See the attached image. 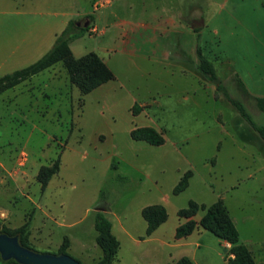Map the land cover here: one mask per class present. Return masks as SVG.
<instances>
[{"label": "rangeland", "instance_id": "374dc122", "mask_svg": "<svg viewBox=\"0 0 264 264\" xmlns=\"http://www.w3.org/2000/svg\"><path fill=\"white\" fill-rule=\"evenodd\" d=\"M196 10L198 36L184 25ZM70 20L89 26L69 41L73 56L94 52L113 78L81 95L58 62L3 93L0 224L26 223L37 252L56 254L66 238L65 254L93 264L101 212L118 241L112 264H167L179 254L177 210L221 198L239 242L264 264V142L222 94L195 90L189 52L199 48L227 94L263 125L264 112L234 79L264 97V0H0V75L38 59ZM136 127L153 128L162 144L133 140ZM58 156V172L41 189L38 169ZM184 172L187 185L173 194ZM151 204L166 219L146 233L140 211ZM196 241L195 264H222L216 236L203 231Z\"/></svg>", "mask_w": 264, "mask_h": 264}, {"label": "trees", "instance_id": "16d2710c", "mask_svg": "<svg viewBox=\"0 0 264 264\" xmlns=\"http://www.w3.org/2000/svg\"><path fill=\"white\" fill-rule=\"evenodd\" d=\"M86 18L89 21L91 20L90 16H86ZM88 27V25L77 26L75 21H68L59 34L56 35L48 51L38 59L22 68L0 75V93L58 62L64 67L69 82L78 89L81 95L111 80L113 78L111 71L97 54L94 52H87L79 57H74L69 48V41L80 36ZM195 53L198 59V70L209 81L215 84L217 92L222 94V96L234 107L240 117L258 133L264 142V124L257 125L254 123L241 102L231 98L227 94L225 87L217 78L211 62L201 54L200 49L197 47ZM234 82L242 94H247V90L239 78H235ZM254 100L257 108L264 112V97H255ZM130 137L133 140L145 141L151 145H160L163 142L162 136L151 127L132 128L130 130ZM58 169L59 156L56 157L50 165L40 166L36 178L40 183L41 189L45 188L50 178L58 172ZM188 177V172L182 174L172 190L173 194L179 193L186 187ZM198 211H202L203 213L198 220H194L193 217ZM140 214L146 223V233L152 232L166 219L165 209L159 204L144 206ZM176 215L180 221L175 229L176 237L185 236L191 233L195 228H201L210 232L218 239L230 244L228 249L229 256L226 258L224 264H257L251 251L243 243L239 242L236 228L221 199H217L208 206L189 200L186 207L177 210ZM93 227L96 231L94 238L95 243L101 250V255L95 264H112L116 260L118 241L111 233V223L109 219L101 212H96L94 215ZM0 233L15 236L20 245L32 249L28 242L29 230L27 229L26 223L12 229L0 224ZM66 247L67 239L63 238L62 243L58 246V253H65ZM262 250L264 253V243L262 245ZM0 264L18 263L12 259H0ZM173 264L193 263L190 258L182 256Z\"/></svg>", "mask_w": 264, "mask_h": 264}, {"label": "crops", "instance_id": "0c3cea01", "mask_svg": "<svg viewBox=\"0 0 264 264\" xmlns=\"http://www.w3.org/2000/svg\"><path fill=\"white\" fill-rule=\"evenodd\" d=\"M191 18L189 19L190 21H185V23H184V25H186V28L187 29H189V30H191L193 33H195L197 36L200 34V32H201V30H202V28H203V26H204V21H203V19L201 18V13L200 12H198L197 10L196 11H192L191 13ZM169 23L170 24H173V21H169ZM165 24H168V22H167V20H164V22H163V26H162V28H161V30L163 31V32H165V30H166V27H165ZM195 49H196V47H193V46H191V48H190V50H189V52H190V54L191 55H196V53H195ZM185 53H187L183 48H182V46H180V49H179V51H178V53L175 55V58L178 60V61H180V62H183V57L184 56H186L185 55ZM197 57V56H196ZM55 64H53L52 66H50V67H48V68H46V69H50L51 67H53ZM192 67H193V65H192ZM195 67H196V70H195V77H196V79H197V87H196V89L195 90H197L198 91V89L200 88V86L202 87V88H207V89H209L210 90V92H211V94H212V96H213V98L216 96V93H217V90H216V86H215V84L213 83V82H211V81H209L199 70H198V59H197V63H195ZM45 70V69H44ZM43 71V70H42ZM41 72V71H40ZM39 73V72H38ZM193 73V72H192ZM37 74V73H36ZM200 74H201V76H203V78L205 79V80H207L208 81V83L209 84H204V82L202 83V85H200L199 84V77H200ZM35 75V74H34ZM34 75H32V76H34ZM32 76L31 77H29L28 79H25V80H23V81H21L20 83H18V84H16L15 86H17V85H23L24 83H26V82H30V80H31V78H32ZM217 76V75H216ZM53 78V77H52ZM217 78H218V76H217ZM231 79H232V77H230ZM219 79V78H218ZM52 81V83H53V80H51ZM221 82V81H220ZM204 84V85H203ZM223 85V84H222ZM15 86H13V87H15ZM224 86V85H223ZM12 87V88H13ZM9 89H11V88H9ZM6 90H8V89H6ZM6 90H4L3 92H1L0 93V101H2V95H3V93L6 91ZM247 95H248V98L250 97L254 102H255V100H254V98L255 97H259V96H253L252 94H250L249 92H247ZM247 97V96H246ZM218 199H221V198H218ZM222 200V199H221ZM201 215V214H200ZM200 216H196V219H198ZM231 220H232V222H233V224H234V221H233V219L231 218ZM179 223H180V221L178 220V223H177V225H176V227L179 225ZM176 227H175V229H176ZM175 229H174V232H173V234H172V238L174 239V243H173V247H175V248H177V249H179V254L176 256V257H173L171 254H169V258H168V262H167V264H173L177 259H179L180 257H182V256H186V257H188V258H190L191 259V261H192V263L193 264H195L194 263V260H193V256H194V252H195V250L193 249V248H191V246L193 245V246H196V247H199V243H198V241H196V242H194V243H192L193 242V237H196V238H198V237H200L201 235H202V233H203V231H205V230H203V229H201V228H195L191 233H189V234H187V235H185V236H181V237H176L175 236ZM218 246H220V248L222 249L221 251H223V252H225L226 253V257H225V255H223L222 253H219V257H220V259H221V261H222V264H224L225 263V260H226V258L229 256V253H228V249H229V247H230V244L228 243V242H226V241H223V240H220L219 239V242H218ZM99 259V258H98ZM97 259V260H98ZM116 261V260H115ZM96 263V262H95ZM95 263H93V264H95Z\"/></svg>", "mask_w": 264, "mask_h": 264}, {"label": "water", "instance_id": "95a60500", "mask_svg": "<svg viewBox=\"0 0 264 264\" xmlns=\"http://www.w3.org/2000/svg\"><path fill=\"white\" fill-rule=\"evenodd\" d=\"M77 26L79 22L75 23ZM84 22L82 26H86ZM0 259H12L18 264H80L65 253L37 252L19 244L15 236L0 233Z\"/></svg>", "mask_w": 264, "mask_h": 264}]
</instances>
